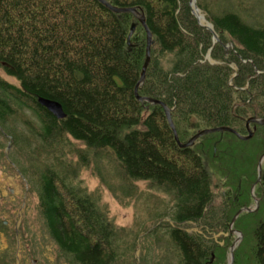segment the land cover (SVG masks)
Segmentation results:
<instances>
[{"label":"trees","instance_id":"trees-1","mask_svg":"<svg viewBox=\"0 0 264 264\" xmlns=\"http://www.w3.org/2000/svg\"><path fill=\"white\" fill-rule=\"evenodd\" d=\"M106 1L145 15L154 45L139 95L172 110L181 143L220 127L245 136L242 119L255 111L264 118V75L247 82L254 69L264 72V24L247 21L252 11L255 21L262 19L264 0H197L222 42L211 52L218 65L204 62L212 35L199 27L190 0ZM228 44L233 49L226 51ZM145 59L146 33L135 17L114 14L97 0H0V69L16 82L0 79V133L12 137L16 165L37 195L60 258L67 264H149L150 243L158 264H230L236 238L230 224L257 200L258 210L243 213L233 226L243 235L233 264H264V166L252 192L264 126L252 125L249 141L216 133L180 148L163 108L135 97ZM40 99L59 103L66 118L56 119ZM72 141L86 147L76 162L67 158L77 149ZM90 153L113 161L122 182H145L171 198L172 210L156 217L142 241L118 229L76 183ZM214 179L221 189L217 205ZM187 223L202 232L189 233ZM0 233H7L4 222Z\"/></svg>","mask_w":264,"mask_h":264},{"label":"rangeland","instance_id":"rangeland-1","mask_svg":"<svg viewBox=\"0 0 264 264\" xmlns=\"http://www.w3.org/2000/svg\"><path fill=\"white\" fill-rule=\"evenodd\" d=\"M259 14H261L262 19L255 21L253 19L255 13L252 11L250 17L247 18L248 23L254 21L253 24L257 26L264 24L263 9L259 11ZM206 57L207 55L204 62H208ZM216 63L218 65V62ZM0 79L13 84L16 83L15 80L8 78L1 69ZM14 125L21 130L24 124L17 120ZM12 141L11 136L5 137L0 133V223L4 222L7 227L6 234L0 233L1 262L2 264H18L17 258H19V264H32L33 261H36V264H67L60 258L58 247L43 226L37 210V195L30 192L29 179L20 173L19 166L16 165L17 160L14 158L16 150ZM71 144L77 149L72 152V148L71 154L69 153L67 158L76 162L80 159L79 155H76L77 151L82 150L84 152L86 147L73 141ZM88 155V161L79 167L80 171L76 183L85 189L97 204L107 212L118 229H124L126 233L131 232L140 235L139 240L142 241L141 238L145 231L155 227L153 221L156 217L172 210L171 198L145 182H122L116 174L113 161L111 162L107 157L100 159L94 153ZM214 183L213 190L217 205L221 202V189L216 186L218 183L216 179H214ZM20 215L21 220L19 222ZM183 226L189 233L202 232V228L194 223H187ZM13 231H15V235H13ZM235 232L233 235L236 238L232 246L240 234L242 235L241 232ZM221 236H223L222 233L215 235L214 238L218 240ZM139 240L135 256L140 262L142 244L139 243ZM240 242L236 244V247ZM147 246L145 255L148 263L158 264V250L150 243H147ZM5 254L6 256H4ZM13 258L14 260H12Z\"/></svg>","mask_w":264,"mask_h":264},{"label":"water","instance_id":"water-1","mask_svg":"<svg viewBox=\"0 0 264 264\" xmlns=\"http://www.w3.org/2000/svg\"><path fill=\"white\" fill-rule=\"evenodd\" d=\"M101 5H103L107 10H109L110 12L114 13V14H131L135 17V19L137 20V22L142 26V28L145 30L146 33V59L144 62V65L142 67V72H141V76H140V80L137 83L136 87H135V97L137 99L138 102L140 103H148L150 105H154V106H161L164 110L167 122L169 124L170 129L172 130L173 134H174V138L176 143L178 144V146L180 148H191L195 145V143L202 137L207 136V135H212V134H216V133H220V134H224V133H230L235 135L239 140L241 141H249L254 137V133L250 128V125L252 123L254 124H258V125H262L264 126V119H257V118H252L250 120H248L246 122V127L248 129V135L247 136H241L239 135L236 131H234L233 129L227 128V127H220V128H215V129H206V130H202L199 131L197 134H195L191 139H189L186 143H181L175 128V125L173 123L171 114H172V110L163 102L156 100V99H152V98H147V97H141L139 95V90L140 88L143 86L145 80H146V72L147 69L150 65L151 62V49L154 45V41H153V35L151 33V31L149 30L147 24H146V18L145 15L140 12L138 9L135 8H119V7H115L113 5H111L108 1L106 0H97ZM190 9H191V13L192 15L195 17V19L197 20V23L199 25V27L205 29L206 31L210 32L213 38V47L216 44H220V39L214 29V26L207 20L206 16L204 15V13H202V11L198 8L197 5V0H190ZM136 30V24H133L131 27V31L129 33L128 36V45H130V40L131 37L133 36V34L135 33ZM211 51L212 49L209 50L206 60L211 64V65H216L217 63L214 62L211 59ZM263 74L262 72L256 71V75H260ZM251 79V78H250ZM39 103L47 109V111L49 113H51L56 119L58 120H62L64 118H66V115L63 111L62 106L55 102V101H51V100H45V99H40ZM10 148V145H9ZM264 162V155L260 158L259 162H258V179L256 184L253 186L252 188V192L254 193L255 191V187L257 186V184H259L261 182V177H262V164ZM259 208V202L257 200H255V208H243L240 211H238V213L235 215V217L233 218L231 224H230V234L233 235L234 233H236L233 230V226L235 224V222L237 221V219L239 218L240 215H242L243 213H253L256 210H258ZM21 220V215L19 216V222ZM16 234H17V229H16ZM240 234V233H239ZM242 239V235L240 234V236L238 237V240L234 243V245L232 246L231 250H230V264H233L234 261V250L236 248V244L238 242H240V240ZM17 262L18 264L20 263L19 258H17ZM32 264H36V261H33Z\"/></svg>","mask_w":264,"mask_h":264},{"label":"flooded vegetation","instance_id":"flooded-vegetation-1","mask_svg":"<svg viewBox=\"0 0 264 264\" xmlns=\"http://www.w3.org/2000/svg\"><path fill=\"white\" fill-rule=\"evenodd\" d=\"M221 42V41H220ZM222 43V42H221ZM220 43V44H221ZM212 45H213V38H212ZM224 48H225V50L226 51H229V50H231V49H233V46L232 45H230V44H228V45H226V46H224ZM211 49H213V46L211 47ZM209 52V51H208ZM212 52V51H211ZM208 54V53H207ZM210 56H211V54H210ZM212 59V58H211ZM214 61V60H213ZM243 62V64H248V63H251L252 65H253V63H252V61H249V62H247V61H242ZM210 64V63H209ZM219 64V63H218ZM254 66V65H253ZM232 68H233V70L235 71V72H237V67L236 66H232ZM256 71H258L257 69H254V74L253 75H250L249 77H248V83L252 80V79H256V78H258L259 76H261V75H264V72H262L263 74H260V75H256ZM259 72H261V71H259ZM237 76V73L234 75V77H236ZM251 78V79H250ZM247 83V87H248V84ZM253 97L251 96V98L250 99H252ZM250 101V100H249ZM252 118H257V119H264V118H260V117H258L257 116V112L255 111L254 112V115L252 116V117H250V118H248V119H242L243 121H244V123H245V129H246V133H247V135H248V129H247V127H246V122L248 121V120H250V119H252ZM252 125H258V124H254V123H252L251 125H250V128H251V130L253 131V133H254V130H255V128L253 127V129H252ZM259 126H262V125H259ZM247 135H245V136H247Z\"/></svg>","mask_w":264,"mask_h":264}]
</instances>
